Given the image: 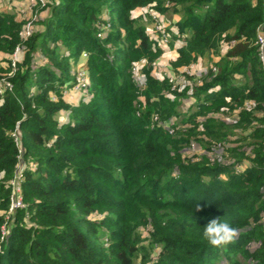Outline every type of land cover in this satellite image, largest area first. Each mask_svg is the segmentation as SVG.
Masks as SVG:
<instances>
[{
    "label": "trees",
    "instance_id": "obj_1",
    "mask_svg": "<svg viewBox=\"0 0 264 264\" xmlns=\"http://www.w3.org/2000/svg\"><path fill=\"white\" fill-rule=\"evenodd\" d=\"M44 5L25 40L21 14L0 8V81L12 85L0 92V264H135L137 256L264 264V66L255 43L264 0ZM137 8L178 14L170 74L153 72L163 48L132 16ZM231 40L201 76L190 71ZM81 57L91 84L72 105L62 89ZM21 161L23 206L8 214ZM214 218L236 228L234 243L203 240Z\"/></svg>",
    "mask_w": 264,
    "mask_h": 264
},
{
    "label": "built area",
    "instance_id": "obj_2",
    "mask_svg": "<svg viewBox=\"0 0 264 264\" xmlns=\"http://www.w3.org/2000/svg\"><path fill=\"white\" fill-rule=\"evenodd\" d=\"M47 0H27L26 3H24V6L21 8V10H19V13L21 14V19L24 20V23L21 27V30L19 32L20 37L22 40L27 39L33 32V21L35 19V15H32V7L34 5H37L38 3L41 2V4L46 3ZM29 12V16L27 18L23 17V13H27ZM151 18L154 22V30L153 32L156 35V38L158 40V44L163 46L165 44L168 43L169 41V35L167 34V32H165V29L162 26V20L160 15L152 13L151 14ZM255 43L258 46V50H259V58L264 66V35L261 33H258L256 35V40ZM235 44V40H231L228 44H227V48L232 47ZM22 51V47L21 45H16L13 52L10 54L9 56V66L11 67V73L15 70L16 67V63L20 60L19 58V54ZM138 63L135 62L134 66H133V70L136 72V69L138 67ZM84 73V72H83ZM76 74L77 79H76V83H78V87L81 85L82 88H86L88 86V76H82V74H80L79 70H76ZM170 80L172 81V79L170 78ZM175 86V81L173 82ZM11 83L6 79V78H2L0 81V92L4 91L5 89H10L11 88ZM11 136L13 137L14 141L16 144L19 145V129L16 128L15 131L11 132ZM263 151H264V147H263ZM19 152H21V147H19ZM18 171L15 172L14 177L9 181V185H10V203H9V207H8V211L7 213L10 214L11 212H13L16 208L23 206V202H22V197H21V187H20V182L22 179V169L23 166L18 167Z\"/></svg>",
    "mask_w": 264,
    "mask_h": 264
},
{
    "label": "rangeland",
    "instance_id": "obj_3",
    "mask_svg": "<svg viewBox=\"0 0 264 264\" xmlns=\"http://www.w3.org/2000/svg\"><path fill=\"white\" fill-rule=\"evenodd\" d=\"M43 8H45V5L44 4H41V2H40V4L38 3V5H34L33 7H32V15L33 14H37V13H40L41 12V10L43 9ZM148 12V9H141V8H137V9H135L134 11H132V16L133 17H139V18H141V21H143L144 23H145V27H146V30H147V32L150 34V37H152V38H156V35H155V33L153 32V30H154V22H153V20H152V18H151V14L152 13H147ZM176 16H174L173 15V13L172 12H167V11H164V13H161V15H160V17L161 16H163L165 19H161L162 20V26H163V28L165 29V32H167V34L170 32L169 31V29H170V27H171V25H175V22H176V20L178 19V17H177V15L178 14H175ZM29 16V12H27V13H23V17L24 18H27ZM148 16V17H147ZM176 17V18H175ZM173 20H175V22L173 21ZM168 30V31H167ZM169 35V34H168ZM169 37V40H170V36H168ZM157 39V38H156ZM168 44V43H167ZM167 44H165V45H167ZM165 45H163V46H165ZM167 46H169V45H167ZM163 48V47H162ZM164 53V51L162 52V54ZM162 54L155 60V62H154V64H155V69L153 70V72L154 73H158V76L159 77H161V75H163L164 73H162L161 72V74H159V71L158 70H156L157 68H158V63H159V61H160V58H161V56H162ZM145 61V60H144ZM144 61H138L137 63L139 64V67H141L142 66V64H144ZM73 69L71 70V74H73V80L75 79H77V74H76V70L78 69L79 70V72H80V74H82L81 75V77L82 76H88V73H87V68H86V60L85 59H83L82 57L77 61V62H75V64L73 63ZM86 74H84V73ZM166 74H168L167 72H166ZM171 79H173V81L174 80H176L177 78H171ZM75 80H74V82L71 80V82L69 83V85L68 86H66V87H64L63 89H62V93H63V95H64V97H65V99H66V101L68 102V103H70V104H72V105H76V104H78V102H79V100H80V97L81 96H83V93L85 92V89L87 88V87H89L90 86V78L88 77V86L86 87V88H82V86L80 85L79 87H78V83H76L75 82ZM87 96H84V98H86ZM21 165L20 166H23L24 167V164H23V161H21V163H20ZM17 171L19 170L18 168L16 169ZM17 171H15V172H17ZM8 217V216H7ZM139 261H140V257L139 256H137L136 258H135V264H139Z\"/></svg>",
    "mask_w": 264,
    "mask_h": 264
},
{
    "label": "crops",
    "instance_id": "obj_4",
    "mask_svg": "<svg viewBox=\"0 0 264 264\" xmlns=\"http://www.w3.org/2000/svg\"><path fill=\"white\" fill-rule=\"evenodd\" d=\"M27 0H0V8L1 9H8L9 11H16L19 12L21 8L24 6V3H26ZM176 16L175 14H173ZM176 18V17H175ZM161 19H165L163 16H161ZM175 22V20H173ZM174 29V25H171L170 30L172 31ZM179 44V41H173L172 46H162L164 53L162 54L160 61L158 63V68L156 70L159 71V74L166 72L168 74L171 73L170 71V61L173 60L176 57V47ZM227 45L221 43L219 46V49L217 53H212L210 55H205L203 57H200L196 62L192 63L189 68L192 73H194L196 76H201L209 63H213L218 61L226 52ZM6 57L3 54L0 53V63L4 64L3 58ZM155 75H158L156 72Z\"/></svg>",
    "mask_w": 264,
    "mask_h": 264
},
{
    "label": "clouds",
    "instance_id": "obj_5",
    "mask_svg": "<svg viewBox=\"0 0 264 264\" xmlns=\"http://www.w3.org/2000/svg\"><path fill=\"white\" fill-rule=\"evenodd\" d=\"M196 209H199L197 205ZM202 238L214 248H222L235 242L236 228L227 220L211 219L204 227Z\"/></svg>",
    "mask_w": 264,
    "mask_h": 264
}]
</instances>
